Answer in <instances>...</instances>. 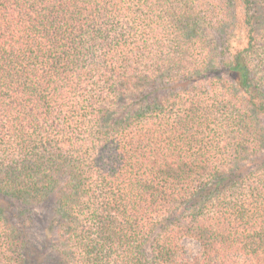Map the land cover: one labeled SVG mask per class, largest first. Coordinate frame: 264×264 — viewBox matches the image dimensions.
Wrapping results in <instances>:
<instances>
[{
  "label": "trees",
  "instance_id": "1",
  "mask_svg": "<svg viewBox=\"0 0 264 264\" xmlns=\"http://www.w3.org/2000/svg\"><path fill=\"white\" fill-rule=\"evenodd\" d=\"M0 264H264V0H0Z\"/></svg>",
  "mask_w": 264,
  "mask_h": 264
},
{
  "label": "rangeland",
  "instance_id": "2",
  "mask_svg": "<svg viewBox=\"0 0 264 264\" xmlns=\"http://www.w3.org/2000/svg\"><path fill=\"white\" fill-rule=\"evenodd\" d=\"M183 244L190 254H196L199 250V243L191 238H185Z\"/></svg>",
  "mask_w": 264,
  "mask_h": 264
}]
</instances>
